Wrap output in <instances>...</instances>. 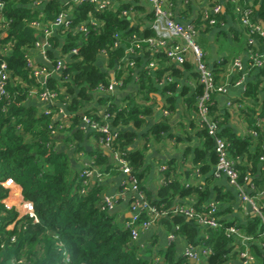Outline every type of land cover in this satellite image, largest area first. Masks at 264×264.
I'll return each mask as SVG.
<instances>
[{
  "label": "trees",
  "instance_id": "obj_1",
  "mask_svg": "<svg viewBox=\"0 0 264 264\" xmlns=\"http://www.w3.org/2000/svg\"><path fill=\"white\" fill-rule=\"evenodd\" d=\"M0 1L4 3L0 16L6 20L0 42L11 44L9 52H3L10 70L7 96H0V264H197L190 263L183 255H177L172 247L160 255L149 249L142 251L138 243L131 242L129 229L125 228L124 223L117 220L110 211L100 209L102 188L99 182L95 181L84 192L80 191L79 170L72 164L66 152L56 148L52 134L53 130L55 133L65 130L56 129L58 121H52L53 114L58 109H64L70 115V128L81 121L83 115H88L99 123L106 122L103 120V113H108L107 122L111 129L118 132L117 138L112 140L113 147L122 153L138 188L144 191L151 205L162 211L170 210L176 197L195 196L198 199L197 205L206 200L207 191L185 186L177 179H171L166 172L155 197H150L140 185L147 142L169 138L176 143L182 139L172 132L169 119L162 117L143 134L146 137L143 148L132 147L141 135L139 130L147 125V119L153 115L150 103L153 92L157 89L150 70L144 66L140 68V58H136L138 80L134 96H124L123 102H120L114 101L113 95L105 93V97L98 98L104 109L93 114L85 109V103L90 102L99 89H106L110 84L109 70H113L114 79L121 83L120 86H125L130 81L134 69L130 66L124 67L119 59L125 57V48L133 37H150L154 34L152 29L131 26L126 15L121 13L129 10V4L125 3L118 4L115 9L96 10L93 3L74 2L67 13L66 5L62 6L60 0H46L42 7H39L40 4L35 6V0ZM167 1L175 5L177 0ZM241 3L252 5L254 21L258 22L259 19L264 22V0H241ZM223 5L224 12L217 15L219 22L234 15L232 0H223ZM60 13L68 16L69 24L67 27L60 26L55 29V33L47 41L49 47L58 48L60 55L68 60L63 62L61 71L46 79L45 86L56 94V99L51 106L52 114H43V110L37 106H25L32 90L39 93L44 90L27 65V53L34 48V43L39 41L38 37L41 35V31L33 28L30 22L36 20L46 26L48 21L53 22ZM152 18L153 14L151 20ZM91 20L97 23L93 25ZM191 22L196 28L202 24L210 26L200 17ZM82 24L84 31L79 30ZM257 38L259 46L263 48L264 38ZM115 42L119 45L115 46ZM141 47L146 49L145 44H141ZM73 49L76 53H72ZM102 53L106 55L102 57L105 68L98 64ZM144 53L148 61L151 60L147 49ZM46 55L55 65L58 59L50 48L46 49ZM154 57L155 64L158 65L154 76L161 77L167 70H171L176 76L180 75V71L173 66L165 67L169 61L165 54ZM116 63L122 64V67L117 69ZM47 67L51 69L50 65ZM250 72L255 73V78L246 83L244 99L247 100L244 102L250 116V127L257 132V137L240 136L227 126L228 113L217 107L216 92L211 95L207 109L208 119L217 123L218 134L228 143V153L235 161L239 182L248 194L253 195L264 189V171L259 165L260 158L264 157V126L258 124V118L264 120V96L259 95L263 88L264 69ZM215 73L213 72L214 79L218 84ZM193 75L196 79L197 74ZM178 84V81L170 80L163 86L162 107L172 113L175 111L176 98L180 96L183 97L186 110L196 114L195 119L189 123L184 122V131L187 134V127L197 126L199 130L196 136L203 138L204 143L202 146L187 145L184 151L185 154L192 155L193 164L200 165V173H208L217 158L213 149V138L199 125L197 119V102L203 88L198 82L192 90ZM71 131L70 141L76 140L77 149H81L79 145L85 137L83 129ZM92 134L101 144L104 134L97 130L92 131ZM109 160V153L101 149L94 150L93 164L102 175L118 170ZM249 178L251 182L247 184ZM7 179L21 187L23 199L31 203L32 215L25 213L19 216L17 209L8 205L11 202L3 201L8 195V189L3 184ZM139 213L140 219L148 218L146 211L141 210ZM159 220L168 228L177 225V232L185 236L188 244L209 248L204 262L199 264H233L237 257V252L233 251L231 245V235L224 228H205L206 238L199 237L195 224L181 215L168 213ZM220 221L224 227L236 225L233 222ZM236 226L247 236H260L261 221L258 216L246 225ZM250 249L260 264H264L263 258L257 256L258 251L252 244Z\"/></svg>",
  "mask_w": 264,
  "mask_h": 264
},
{
  "label": "crops",
  "instance_id": "obj_2",
  "mask_svg": "<svg viewBox=\"0 0 264 264\" xmlns=\"http://www.w3.org/2000/svg\"><path fill=\"white\" fill-rule=\"evenodd\" d=\"M46 0H41L39 7L43 6ZM112 8L115 9L118 4H129L128 13L126 14L127 20L130 22L131 26L143 28H151V14L152 9L148 0H110ZM61 5H66V12H70L71 5L74 0H60ZM170 2V1H169ZM171 3L173 17L176 21L186 23L193 19L199 17L200 12L210 5L215 3H222L223 0H177L175 5ZM225 8L223 5L222 12ZM46 28H52L50 35L55 33V28L52 27V22L48 21ZM39 40H42L44 36L39 35ZM196 41L202 47L205 53V63L208 68L213 72H216L218 77V84L227 86V91L225 93L216 92L215 100L217 102V107L219 110H225L228 113L227 126L231 130L240 135L246 136L251 135V123L250 116L246 112V101L244 99V91L247 81L255 78V73L250 71L239 72L233 65L236 58H241L245 60L248 35L245 33L244 29L239 24L236 15L234 13L231 17H226L224 21H220L214 26L205 27V25L200 26L197 30ZM131 42L129 41L128 46L125 48V57H121L119 61L124 64V67H132L134 69L131 73L130 81L127 82L125 86H117L114 91L110 94L113 95L114 101H122L124 96L132 95L136 91V84L138 80V69L136 67V58L142 60L140 68L143 66L150 70L152 74V79L155 87L157 88L153 92V100L150 105L153 110V115L147 119V125L139 130L138 139L132 145L135 148H143L145 145L146 137L143 134L149 131L148 127L153 125L156 121H159L162 117H167L171 125V130L177 136L181 137V141L174 142L169 138L163 141H148L145 150V159L143 164L142 177L140 182L143 189L149 193L150 197H155L157 189L163 184L164 174L169 173L171 179H177L185 186L197 187L202 191H207L208 196L205 201L198 203V199L195 196H185L176 197L172 202L171 207L179 204H189L190 200L194 202L197 209H201L212 201H216L218 204V212L221 220L233 222L236 225H246L252 218L256 216L255 210L249 203L243 202L237 190L233 185H231L225 176L216 177L214 173V166L211 167L208 173H200L198 168L199 164L195 165L192 162V155L190 153L185 154V148L187 145H198L202 146L204 143L203 138L196 136L197 126L195 128L187 127V134L184 131V122L189 123L191 120L196 118L195 113H189L183 104V97L177 96L175 101V111L170 112L167 116L162 114V105H164V100L161 94L163 86L170 80L178 81L180 86H188L191 90L195 87L197 83V78L195 79L194 73H196L192 57H188L184 62L177 63L173 59L165 64L167 66H173L180 71V75L176 76L172 74L171 70H167L161 77L154 76V71L157 66L155 64L156 58L154 54L150 51L151 60L145 57V53L142 47L136 48L134 53H130L129 47ZM51 52L54 53L55 58L68 60L67 57L60 55L58 48L49 47ZM28 58L36 65L46 64L47 61L43 58L41 52L37 48H31L28 51ZM126 59L132 60V65L126 64ZM100 67L105 68V62L102 56L98 60ZM187 66V67H186ZM122 64L116 63V68L119 69ZM108 74L110 78L114 77L113 70H109ZM125 77V73L123 74ZM262 89L259 92L260 97L264 96V80L262 81ZM93 99L90 102L85 103V109L89 110L90 113H95V111H101L104 109V105L100 104L98 101L99 96L105 97V93L97 92L95 93ZM227 100L232 101L231 106H227ZM123 102V101H122ZM124 103H122L123 105ZM37 106L41 111L44 108L43 103L37 98L31 96L26 102L25 106ZM121 105V106H122ZM40 111V112H41ZM52 121L58 123L64 122V129L62 132L57 133L54 136L55 145L58 150L66 152L70 156L72 164L77 170H80L85 162L90 161L94 156V150L103 149L100 142L92 134L89 128H84L82 121L74 124L72 128V120L68 118L67 120L60 119L57 113L53 114ZM83 129L84 140L80 142L77 149L76 140H71L72 129ZM189 137H188V136ZM190 139V140H188ZM130 148V147H129ZM213 142V149H214ZM107 154L108 152L105 151ZM215 152V149H214ZM111 162V160H109ZM112 163V162H111ZM113 164V163H112ZM161 165H165V170H160ZM96 169H99L96 165ZM102 168V167H101ZM125 174L120 170L108 171L106 172L99 184L102 188L101 198L112 197L114 199V207L110 212L115 216L117 220L123 222L128 217L130 203L137 197V193L133 189H122V182L125 179ZM97 181L92 178V183ZM251 182V178L247 180V184ZM4 186L8 189V195L6 200L12 203V205L17 209L19 216L24 215L28 211H32L31 203L25 201L22 197V189L13 180L7 179L3 182ZM142 191V190H141ZM144 193V191H143ZM145 194V193H144ZM146 196V194H145ZM261 201H257L260 204ZM185 218V217H184ZM186 219V218H185ZM188 220V219H186ZM192 221V220H191ZM195 227L198 230V236L202 237L205 234V227L196 224ZM234 225V226H236ZM174 226L168 228L161 220H156L154 224L150 225L146 229H139V237L136 243L139 244L141 250L149 249L154 254L164 252L169 247H172L177 255H183L185 247L188 245V241L182 234L174 230ZM174 234L173 237L171 235ZM231 245L233 251L237 252V257L233 260V264H239L241 259V253H247L252 257L250 264H260L257 260L258 258L252 253L250 246L251 244L257 249L258 257H262L264 260V237L249 236L248 241H242L238 237L232 235ZM203 257L198 260V263L204 262Z\"/></svg>",
  "mask_w": 264,
  "mask_h": 264
},
{
  "label": "built area",
  "instance_id": "obj_3",
  "mask_svg": "<svg viewBox=\"0 0 264 264\" xmlns=\"http://www.w3.org/2000/svg\"><path fill=\"white\" fill-rule=\"evenodd\" d=\"M75 3L90 2L95 5L96 10H104L112 8L110 0H74ZM151 5L153 18L151 21V29L154 34L150 37L138 39L133 37L131 46L129 47L130 53H134L136 48H141V44L146 45V49L150 51L154 56L159 54H165L169 59H173L177 63L184 62L188 57H192L194 67L197 73V82L202 86L203 92L198 97V122L199 125L205 128L208 134L213 138L214 149L216 154V163L214 165V175L216 177L225 176L229 183L235 187L238 192L240 199L243 202L249 203L255 210L256 216L261 221V232L260 236L264 237V189L256 191L253 195L248 194L243 186L239 182V172L236 168L235 161L230 157L228 153V143L226 139L221 137L219 127L215 121L208 119L207 105L210 103L211 95L215 92L225 93L227 86L216 84L213 71L208 68L205 63V53L202 47L196 41V34L198 28L195 24L190 22L182 23L176 21L173 17L171 3L167 0H148ZM234 3V13L241 27L248 33V47L246 49L245 60L236 58L233 62L234 67L237 71H251L264 69V46L261 48L258 43V36L264 38V22L261 24L259 21L253 20L252 5H244L241 0H232ZM41 4V0H35L34 5L38 6ZM4 6L3 1H0V11ZM222 3H215L209 7L204 8L199 17L202 21L206 22L207 25L214 26L219 23L217 15L222 12ZM122 15H126L128 10H123ZM93 25L97 22L94 20L90 21ZM69 24L68 16L65 13H60L55 20L52 22V27L58 29L60 26L67 27ZM6 25V20L0 16V39ZM30 25L41 31L44 36L42 40L34 43V48L39 49L43 58L47 61L46 64L36 65L30 59H28L27 65L30 69L32 76L44 87L42 92L32 90L30 95L37 97L44 105L43 114H52L53 109L51 108L56 99V94L46 88V79L51 75H55L58 71L63 68L64 59H58L55 65L51 63L46 55V49L49 48L47 38L52 32V28H46L41 26L39 21L33 20ZM203 26L205 24H202ZM206 27V25H205ZM79 30H85L84 25L79 26ZM117 35V34H116ZM39 39V38H38ZM119 45L118 42L114 44ZM11 44L9 42H0V96H7L6 88L10 78V70L4 59L3 52L8 53ZM72 53H76L73 49ZM102 57L106 55L101 54ZM127 65H132V60H127ZM47 65L51 66L48 69ZM120 82L116 81L114 77L110 78V84L106 89H99V91L106 94H111L117 86H120ZM227 106L232 105L231 100H227ZM56 113L60 116V119L67 120L70 115L64 109H58ZM162 114L167 116L168 110L162 108ZM109 119L108 113H103V120L106 122L99 123L92 119L88 115L82 116V123L84 128H89L91 131L97 130L104 134L101 140V146L110 155V160L118 170L125 174V179L122 182V189H133L137 193L130 203L129 215L124 221L125 228L129 229L131 242H136L139 237V229H146L150 225L154 224L156 220H159L161 216H165L168 213L175 215H181L188 220L194 221L196 224L209 228V229H221L224 228L229 235H234L242 241H248L249 236L245 235L237 226L231 225L224 227L220 221L218 215V204L216 201H212L201 209H197L194 202L190 200L189 204L179 203L170 208V210L159 211L155 206L151 205L144 195L143 191L138 188L135 177L130 173V166L127 161L123 158L122 153L113 147L112 140L117 138L118 132L111 129V125L107 122ZM64 122L57 124L56 129L62 130L64 128ZM258 124L264 126V120L258 118ZM55 131V130H53ZM55 136L58 132H53ZM250 134L253 137H257V132L250 130ZM260 169L264 171V157L260 158ZM93 158L90 161L85 162V165L79 170L78 180L81 184V192H84L86 188L92 183V178L97 181L101 180L102 173L94 167ZM166 166L161 165L160 170H165ZM253 189V187H251ZM261 201L257 204V201ZM4 202L8 201L3 199ZM114 199L112 197L101 198L99 206L100 209L110 211L114 207ZM9 206L12 204L8 203ZM146 211L148 218L146 220L140 219V211ZM32 215L31 211H28ZM174 230H178L179 227L176 225ZM174 234L171 235L173 237ZM207 238V235L204 234ZM209 248L201 247L200 245L188 244L184 251L183 256L187 259L199 260L201 257L206 258L209 254ZM157 259V258H156ZM252 257L246 252L241 253V261L239 264H250Z\"/></svg>",
  "mask_w": 264,
  "mask_h": 264
},
{
  "label": "water",
  "instance_id": "obj_4",
  "mask_svg": "<svg viewBox=\"0 0 264 264\" xmlns=\"http://www.w3.org/2000/svg\"><path fill=\"white\" fill-rule=\"evenodd\" d=\"M257 21H259L261 24H263V21H261L259 19H257ZM128 215H129V213H128ZM189 261H190V263H198V260H196V259H189Z\"/></svg>",
  "mask_w": 264,
  "mask_h": 264
}]
</instances>
